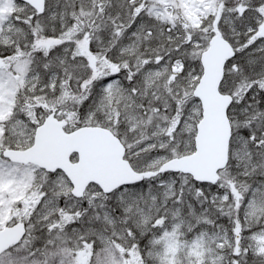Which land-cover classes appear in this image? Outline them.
<instances>
[{"label":"snow or ice","instance_id":"1","mask_svg":"<svg viewBox=\"0 0 264 264\" xmlns=\"http://www.w3.org/2000/svg\"><path fill=\"white\" fill-rule=\"evenodd\" d=\"M0 264H264V0H0Z\"/></svg>","mask_w":264,"mask_h":264}]
</instances>
